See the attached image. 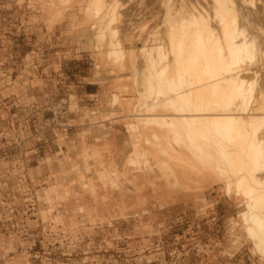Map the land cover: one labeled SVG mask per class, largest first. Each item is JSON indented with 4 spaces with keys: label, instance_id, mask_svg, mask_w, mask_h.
Here are the masks:
<instances>
[{
    "label": "rangeland",
    "instance_id": "1",
    "mask_svg": "<svg viewBox=\"0 0 264 264\" xmlns=\"http://www.w3.org/2000/svg\"><path fill=\"white\" fill-rule=\"evenodd\" d=\"M87 3L0 0V100L40 82L17 76L37 41L58 51L71 83L60 154L37 147L32 127L17 128L19 107H0V264H264L240 219L241 198L225 193L222 161L206 164L170 128L136 115L144 64L137 49L153 23L150 13L127 11L147 0L130 1L114 24L133 62L103 55ZM24 154L23 163L12 160ZM20 164L29 190L12 193ZM9 200L17 207L2 206Z\"/></svg>",
    "mask_w": 264,
    "mask_h": 264
},
{
    "label": "bare ground",
    "instance_id": "2",
    "mask_svg": "<svg viewBox=\"0 0 264 264\" xmlns=\"http://www.w3.org/2000/svg\"><path fill=\"white\" fill-rule=\"evenodd\" d=\"M130 1L88 0L85 7L97 17L89 30L96 28L107 58L124 55L127 36L114 24ZM136 8L127 14L145 11L153 23L137 49L144 64L136 115L170 128L206 164L222 161L225 193L241 198L247 239L264 258V0H147Z\"/></svg>",
    "mask_w": 264,
    "mask_h": 264
},
{
    "label": "built area",
    "instance_id": "3",
    "mask_svg": "<svg viewBox=\"0 0 264 264\" xmlns=\"http://www.w3.org/2000/svg\"><path fill=\"white\" fill-rule=\"evenodd\" d=\"M57 52L48 41L33 43L21 60V68L17 76L29 81L38 79L40 82L29 83L24 89L3 96L0 107H19L21 118L17 122V128L23 132L32 127L35 131L33 142L37 147H42L43 151H46L53 146L56 153L60 154L64 143L69 139L68 129L71 127L68 121L69 112L62 103L63 97L70 91L71 83H66L65 63H62ZM15 140L17 142V138ZM24 140L26 139H20L18 142L23 144ZM25 159H27L26 154L16 156L12 160L23 163ZM21 167L22 164L19 165L20 169ZM20 169L12 174L17 178V182L16 187H12L9 192L22 190L27 193L29 190L23 180L24 172ZM1 203L8 208L17 207L10 200ZM24 203L27 207L34 205L27 197H24Z\"/></svg>",
    "mask_w": 264,
    "mask_h": 264
},
{
    "label": "crops",
    "instance_id": "4",
    "mask_svg": "<svg viewBox=\"0 0 264 264\" xmlns=\"http://www.w3.org/2000/svg\"><path fill=\"white\" fill-rule=\"evenodd\" d=\"M92 113H94V112H92Z\"/></svg>",
    "mask_w": 264,
    "mask_h": 264
}]
</instances>
